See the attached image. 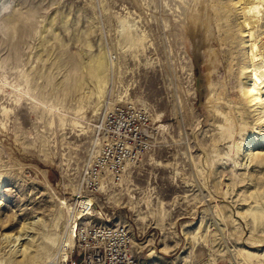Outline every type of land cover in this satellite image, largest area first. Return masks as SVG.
Instances as JSON below:
<instances>
[{"label":"rangeland","instance_id":"374dc122","mask_svg":"<svg viewBox=\"0 0 264 264\" xmlns=\"http://www.w3.org/2000/svg\"><path fill=\"white\" fill-rule=\"evenodd\" d=\"M235 1L0 0V264H52L72 243L68 200L96 153L93 124L117 105L146 113L150 136L119 183L87 192L133 233V253L145 264L262 263L243 254L264 251V111L238 86Z\"/></svg>","mask_w":264,"mask_h":264},{"label":"built area","instance_id":"2783aa9c","mask_svg":"<svg viewBox=\"0 0 264 264\" xmlns=\"http://www.w3.org/2000/svg\"><path fill=\"white\" fill-rule=\"evenodd\" d=\"M149 117L131 105H117L106 110L93 124L96 153L81 171L83 190H98L102 175L120 176L126 160L134 159L150 136ZM66 214L65 238L52 264H144L132 251L131 231L121 221H110L107 212L98 213L95 202L70 200ZM98 219L94 220V216Z\"/></svg>","mask_w":264,"mask_h":264},{"label":"bare ground","instance_id":"6f19581e","mask_svg":"<svg viewBox=\"0 0 264 264\" xmlns=\"http://www.w3.org/2000/svg\"><path fill=\"white\" fill-rule=\"evenodd\" d=\"M235 3L236 4L238 3V6L242 11V19L239 20V22H238L239 23L238 29H239V32H240V35L242 38L241 39L242 44L245 46L244 48H245V53H246V58L243 59V61L239 65V67H240L239 70L241 71L240 73H241V75L244 76L245 80L243 82H241V84L238 86L240 87V90H242V91H244V89H245V92H246L245 95H246V98L248 99V102H250V105H253L254 108L256 110H258L259 112H263L264 111V35L259 34L258 30H259V28L262 27V24H263L262 22H263V16H264L263 15L264 14V0H236ZM105 57H107V56H105ZM93 62H95V63L90 70L94 73L95 76H97L95 78H98V88H102L103 85L105 84V79H104V70H105V65H106L105 59L102 55L98 54L95 57ZM90 67H91V65H90ZM211 97H212V95H210V94L207 95L206 102L210 103V105H212V106H214V105L217 106V104L211 103L213 101V99ZM217 99L219 100V98H217ZM110 104H111V102H110ZM114 107L115 106L106 107V109H104L103 113L106 110H110ZM230 107H232V105H230ZM233 109L234 108L232 107V113H234ZM215 110H216L217 115L219 117L224 116V118H225V125L224 126L222 125L221 127H223L227 131L231 130L232 125L235 123L234 122L235 119L229 113H225L223 109L216 108ZM263 126H264V112L262 113V120L260 122V127H263ZM262 130H263L262 134L264 136V128ZM262 141H264V138ZM247 142H250V140L246 141V143ZM246 143L241 148L243 151V155L244 154L245 155H251L252 154L251 145L249 144L247 146ZM245 145L247 147H245ZM258 155H259V158L264 157V153L259 152ZM133 162L134 161H133L132 157L127 159L126 163H125L124 171L118 177H113L111 175H108V173H107V175H105L106 176L105 178L102 175L100 178H98V180H99L98 188L103 189V187L105 186L106 180L112 181L114 184L119 183L122 180V177H123L125 171H127L129 164L133 163ZM87 191L88 190H83L81 186H77V184H76L74 191H73V194L70 196V198L68 200V208H69V205L71 203L70 200L79 201V202L83 201V199H85L86 201L94 200V195H91V193L87 192ZM59 199H60L59 202H60L61 206H64L63 208H65V205L63 204L62 199L61 198H59ZM66 208H67V206H66ZM252 209L254 210V208H252ZM67 211H68V209H67ZM257 216H259V215L258 214L256 215V218H255V220H257L256 224L259 223ZM22 234H23V231H20L18 234L14 235L15 241L19 242ZM131 234H132V237H134L132 232H131ZM68 238H71L73 241V238L71 237V235H69ZM54 239H56V237H54ZM65 240L67 241V243L72 244L70 242L71 240H68V239H65ZM132 241H133V239H132ZM21 244L20 245L19 244L14 245V246H16L15 251H17V252L21 251L22 255L24 256V258L27 261L29 260V261L34 262L35 259L32 258L33 256L31 254H27L29 246L27 244H24L23 246H21ZM17 245H19L21 247L19 249H17ZM243 254L248 256L247 258H252L256 254L263 255L261 264H264V251L258 252V251H254L251 249L250 250L245 249V250H243ZM28 257H30V258H28ZM142 262L145 264V262L143 260H142ZM153 263L154 264H161L158 261V259H154Z\"/></svg>","mask_w":264,"mask_h":264}]
</instances>
